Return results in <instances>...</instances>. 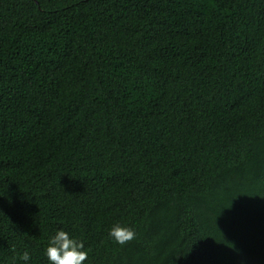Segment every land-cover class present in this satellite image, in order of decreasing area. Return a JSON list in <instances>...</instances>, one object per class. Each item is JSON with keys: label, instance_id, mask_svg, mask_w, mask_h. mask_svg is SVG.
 Returning <instances> with one entry per match:
<instances>
[{"label": "trees", "instance_id": "obj_1", "mask_svg": "<svg viewBox=\"0 0 264 264\" xmlns=\"http://www.w3.org/2000/svg\"><path fill=\"white\" fill-rule=\"evenodd\" d=\"M61 228L85 264H264V0H0V264Z\"/></svg>", "mask_w": 264, "mask_h": 264}, {"label": "clouds", "instance_id": "obj_2", "mask_svg": "<svg viewBox=\"0 0 264 264\" xmlns=\"http://www.w3.org/2000/svg\"><path fill=\"white\" fill-rule=\"evenodd\" d=\"M108 237L115 244L124 246L135 239L136 232L132 227L117 221L108 229ZM43 256L47 264H85L88 251L82 240L61 228L49 235ZM13 259L15 261L16 257ZM18 259L23 264H30V253L25 251Z\"/></svg>", "mask_w": 264, "mask_h": 264}]
</instances>
